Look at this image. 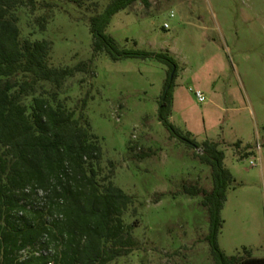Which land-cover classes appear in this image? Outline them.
<instances>
[{
    "label": "rangeland",
    "instance_id": "1",
    "mask_svg": "<svg viewBox=\"0 0 264 264\" xmlns=\"http://www.w3.org/2000/svg\"><path fill=\"white\" fill-rule=\"evenodd\" d=\"M111 1L17 10L22 41L52 43V67L87 65L62 88L41 82L36 96L63 103L76 117L84 112L103 149L99 180H112L134 199L125 222L135 225L139 250L111 264H214L204 197L187 190H211V167L158 119L169 68L154 59L94 54L90 18ZM108 33L122 48L169 52L177 60L171 121L198 142L217 141L235 179L220 247L230 256H264V0H137L112 18Z\"/></svg>",
    "mask_w": 264,
    "mask_h": 264
},
{
    "label": "trees",
    "instance_id": "2",
    "mask_svg": "<svg viewBox=\"0 0 264 264\" xmlns=\"http://www.w3.org/2000/svg\"><path fill=\"white\" fill-rule=\"evenodd\" d=\"M54 1L63 0H0V264H111L139 250L135 225L125 222L134 199L112 180H99L103 149L84 112L76 117L63 103L55 106L36 96L41 82L62 88L87 65L52 67L50 41L21 39L17 10L34 13ZM136 1L112 0L91 16L94 54L106 53L114 61L154 59L169 68L158 119L172 138L195 149L197 158L211 167V190H187L204 197L214 264H264V257L230 256L220 247L222 211L235 179L217 141L198 142L171 121L177 60L169 52L122 48L108 33L112 18ZM86 106L87 98L82 109Z\"/></svg>",
    "mask_w": 264,
    "mask_h": 264
},
{
    "label": "built area",
    "instance_id": "3",
    "mask_svg": "<svg viewBox=\"0 0 264 264\" xmlns=\"http://www.w3.org/2000/svg\"><path fill=\"white\" fill-rule=\"evenodd\" d=\"M173 16H174V13L172 12V13L170 14V17H173ZM164 26H165L166 28H169V24H168V23H165ZM196 97L198 98V100H199L200 102H205V101H206V97H205L204 93L201 92V91H197V92H196ZM256 149H257L258 151H260V149H261V145H260L259 143L257 144ZM251 165H252V166H255L256 163L253 162V161H251Z\"/></svg>",
    "mask_w": 264,
    "mask_h": 264
},
{
    "label": "crops",
    "instance_id": "4",
    "mask_svg": "<svg viewBox=\"0 0 264 264\" xmlns=\"http://www.w3.org/2000/svg\"><path fill=\"white\" fill-rule=\"evenodd\" d=\"M254 256V255H253ZM257 257H264V256H257Z\"/></svg>",
    "mask_w": 264,
    "mask_h": 264
}]
</instances>
